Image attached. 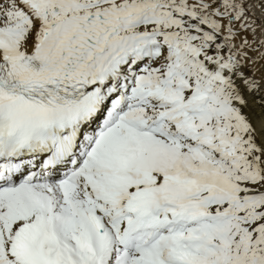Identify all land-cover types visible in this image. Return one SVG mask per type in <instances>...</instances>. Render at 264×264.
Returning <instances> with one entry per match:
<instances>
[{"label":"snow or ice","instance_id":"obj_1","mask_svg":"<svg viewBox=\"0 0 264 264\" xmlns=\"http://www.w3.org/2000/svg\"><path fill=\"white\" fill-rule=\"evenodd\" d=\"M0 264H264V0H0Z\"/></svg>","mask_w":264,"mask_h":264}]
</instances>
